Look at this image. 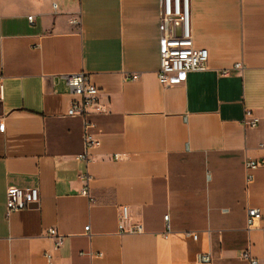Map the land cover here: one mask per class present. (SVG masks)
I'll return each instance as SVG.
<instances>
[{
    "label": "crops",
    "instance_id": "obj_1",
    "mask_svg": "<svg viewBox=\"0 0 264 264\" xmlns=\"http://www.w3.org/2000/svg\"><path fill=\"white\" fill-rule=\"evenodd\" d=\"M189 4L207 69L164 87L161 0H0V264H264V224L246 228L248 208L264 214V167L247 186L244 166L264 157V0ZM80 72L99 89L89 161L63 78ZM8 187L39 201L7 215ZM121 205L143 233L118 232Z\"/></svg>",
    "mask_w": 264,
    "mask_h": 264
},
{
    "label": "built area",
    "instance_id": "obj_2",
    "mask_svg": "<svg viewBox=\"0 0 264 264\" xmlns=\"http://www.w3.org/2000/svg\"><path fill=\"white\" fill-rule=\"evenodd\" d=\"M161 10L159 16V57L160 68L157 72L158 80L164 87H172L184 82L185 77L190 72L205 71L207 69L208 51L206 49L195 48L193 43L191 15L189 0H161ZM52 7L55 10L57 3L53 2ZM29 22L33 21L32 16H28ZM78 24V19L71 21ZM174 22L180 24V33L173 31ZM236 64L235 67H238ZM227 73V70L223 71ZM70 91L77 98L73 99L68 107V115H80L83 117V139L85 151L79 156V159L89 161L87 150L98 145V140L91 129L95 126L93 122L87 119V110L98 104L99 89L90 82L87 74L80 72L76 74L63 75ZM4 85L0 77V100L3 97ZM258 117L251 111H246L243 124L247 127H254L258 124ZM3 128L0 127V130ZM118 155H116L117 157ZM246 185L253 181V171L259 167H264V157L261 159L249 158L245 161ZM82 195L89 197L88 189H82ZM40 198L39 189L8 187L6 191V213L7 215L14 211L24 210L32 204H37ZM166 231L163 236L168 238L170 235L169 215H164ZM258 223L264 224V214L257 208H248L246 213V228H254ZM117 230L120 234H141L144 227L140 222L133 219L130 209L126 205L119 206ZM84 231L88 233L89 226H85ZM47 235L55 239V248H59L64 240V236L58 235L54 228L47 231ZM192 239L196 240L197 233H188ZM84 254V253H81ZM93 256V253H88ZM98 256H101L98 254ZM248 259L249 264H261L259 260L250 257L248 253L243 255ZM50 259V256L48 255ZM199 263H208L210 257L208 254H199L197 256Z\"/></svg>",
    "mask_w": 264,
    "mask_h": 264
}]
</instances>
